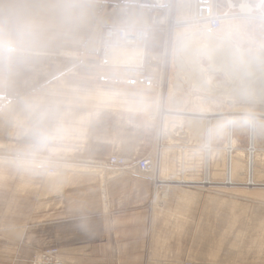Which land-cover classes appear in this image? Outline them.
Returning <instances> with one entry per match:
<instances>
[{"label": "rangeland", "instance_id": "rangeland-1", "mask_svg": "<svg viewBox=\"0 0 264 264\" xmlns=\"http://www.w3.org/2000/svg\"><path fill=\"white\" fill-rule=\"evenodd\" d=\"M155 14L157 13H155L153 8L152 19ZM175 18L177 19V15ZM157 20L158 22L152 21L162 26L160 50H156L157 54L155 56H149L146 60L143 59V63L145 62L150 66L148 74L137 72L140 74L139 82L146 86L143 89L138 88L142 84L135 86L137 93L145 94L143 99L138 103L136 102V104L123 105L118 103L115 100L116 96L110 92L113 89V82L96 80V76L94 80L91 78L89 82L85 83H80L75 78H71L78 75L75 71L76 62H68V66L65 64L63 68L53 74V76L58 77L41 84L34 83L38 69L33 67H27L24 70L15 69L10 72L12 75H24L26 82L24 83V92L17 94L16 84L12 83L10 94L14 95L8 98L0 97V264H31V260L35 255L48 249H53L59 256L61 255L56 247L46 246L36 251L34 250L37 245L43 246L41 243V232L44 231L46 235L48 234V225L40 227L39 224H36L37 221H41L40 219L45 220L50 212L51 204L49 205V202L51 195L48 188L55 187L58 183V186L62 188L69 186L59 182V180L54 183L55 180L50 173L54 170V175L61 171L86 170L85 168L81 169L79 165L66 163L65 156L78 154L79 152L87 153L89 151L90 148L88 149V146L90 145L87 146L84 141L87 140L88 126H90H87V124L91 123L92 120L94 123L108 122L109 116L101 114L104 109L124 108L135 112H147L149 111L148 105L154 106L156 113L153 117L152 147L143 156H156L157 151L161 148L159 133L164 127L166 109L233 111L242 108L264 113V98L260 97L255 88L258 75H254L252 71L248 73V68L245 65V67L242 65L240 68L237 64H234V72L238 74L234 75L235 77L232 76L235 80L231 81L227 75L222 74L223 71L218 69L210 70L209 67L212 66V62L205 54H200L198 57L201 71L199 70L198 72L187 62L183 63L180 68L176 52V38L180 33H175V25H172L169 21L166 27L165 17L162 15ZM234 23H238V25L234 26ZM189 27L186 29L187 31L191 30ZM213 34L217 38H229L232 44L247 50V52L252 49L259 51L264 48L263 22L255 20L225 22L219 32L216 31ZM146 37L147 30L144 44ZM93 42L94 51L90 54V58H93L91 62L103 63L101 49L104 41L97 36ZM110 44H114V42ZM202 69L210 71L203 74ZM90 70L98 72V75L108 76L107 74H110L108 68L96 69L92 67ZM192 74L195 77L198 76V78H202L201 76L204 75L203 78L209 84L208 89L200 91L201 88L195 84V81L198 80L193 81L195 77ZM144 76H147L148 79L145 80ZM233 83L235 87L232 85ZM217 87H219V90L220 87L226 88L227 94L220 95L221 93L213 91ZM231 87V90L233 88L237 89L233 94L230 93ZM254 95L255 97H253ZM257 95L259 96L256 97ZM143 118L144 116L142 115ZM173 119V117L167 116L165 127H169L168 131L177 127L175 126L176 124L181 125L177 122L174 123ZM186 120L185 118L180 119V122L183 124ZM82 123L86 124L84 125L86 128L82 129ZM171 123L174 125L171 126ZM262 123H264V120ZM182 127L184 128L183 125ZM200 135H204V129H201ZM211 136L212 146L218 148L213 152V162L211 163V167L214 170L212 176L218 182L222 177L221 171L223 168L221 164L222 151L219 148L222 147L225 138L224 133H211ZM235 137L237 147H247V131L239 133L235 131ZM180 139L183 141H181V145L187 143L186 145L190 148L194 146L195 142L193 143L192 140L188 141L187 137ZM166 143L167 147L178 145L175 140L173 142L166 141ZM257 146L263 148L264 144L258 143ZM93 147L94 151L92 152L102 151L103 149H105L103 151H106L107 149L104 146L93 145ZM168 149H170L168 150L170 152H165L167 156L165 155L164 157H168L169 160L165 159L164 165L169 166L171 171H178L175 159L177 162L179 161L177 151L180 148L177 150ZM113 153H110L109 156H120L117 152ZM192 153L193 151L188 150L185 157L188 168H185L184 171L189 174L186 177L188 180L193 179V174L191 173H200L203 170L204 157L192 155ZM109 156H107L106 160ZM197 157L198 159L195 160ZM243 158L242 164L244 165ZM138 159L135 160V163ZM104 160L100 162H104ZM263 161L264 158L257 162L260 174L258 172L256 178L261 182H264ZM173 162L174 169H172ZM189 162L190 164H188ZM79 164L86 165L85 163ZM199 165L201 166L199 167ZM255 187L261 188L249 190L240 187L233 189L217 188L216 190L208 191L191 187H170V193L185 191L191 196V198L185 200L177 196L176 200L179 202L192 200L193 195L190 192L196 193L198 191V194L200 192L208 196L206 199L208 204L202 205L195 214V226L179 228V231H185V233L177 234L179 246L184 241L193 243L195 238L201 242L198 239V234L205 244L210 243L212 250L217 251V258L213 259L214 263L252 264L254 262H264V186L257 185ZM153 196L155 198L154 189ZM52 197L55 199L56 196L53 195ZM166 198L167 196L163 200ZM170 198L168 197V200ZM209 198L212 200L211 202ZM35 213H37V217L34 215ZM174 213L175 216L177 215L183 220L188 219V217L194 219V215L188 210L179 211L173 209L171 214ZM174 236V234H167L165 238L170 242L174 240ZM248 257L250 258L247 259ZM191 259H195V256L190 255L188 260L179 262L171 258L169 262L170 264H190L188 261ZM60 260L62 264H118L117 260L114 259L65 258ZM210 260H212V257Z\"/></svg>", "mask_w": 264, "mask_h": 264}, {"label": "crops", "instance_id": "crops-1", "mask_svg": "<svg viewBox=\"0 0 264 264\" xmlns=\"http://www.w3.org/2000/svg\"><path fill=\"white\" fill-rule=\"evenodd\" d=\"M152 10L141 0H0V97L14 95L10 94L12 83L16 84L17 94L24 92L26 77L10 74L15 69H38L34 83L41 84L58 77L53 74L65 64L68 66V62H76L78 75L71 78L85 83L96 76V80L113 82L110 92L118 103H138L145 94L136 92L135 86L143 85L137 72L148 74L150 66L145 62L142 66L91 62V42L95 34L102 37L106 26L142 27L147 30L144 60L155 56L160 50L162 26L153 23ZM92 67L108 68L110 74L98 75L90 70ZM134 73L137 74L131 75ZM142 85L138 88H145ZM148 106L147 112L104 109L101 114L109 116L108 122L92 120L87 124L90 126L84 141L90 145L89 151L69 154L65 162L96 167L51 176L69 186L62 188L58 183L48 188L50 212L45 220L36 222L40 227L48 225V234L41 232L43 246H35V251L56 247L61 259H114L118 264H170L171 258L179 262L194 255L190 264H217L213 260L217 251L212 250L210 243L205 244L200 235L197 234L201 242L195 238L193 243H178V235L185 233L179 228L195 226V214L208 204V196L190 192L192 200L179 202L178 192H169L171 198L168 200L167 196L157 204L152 182L136 169L135 160L152 147L156 110L153 105ZM84 125L82 129L86 128ZM93 145L107 149L92 152ZM113 152L127 158L128 163L120 168L107 167L104 162ZM173 209L188 210L194 219H180L171 214ZM34 215L37 217V213ZM167 234H174V240L169 242Z\"/></svg>", "mask_w": 264, "mask_h": 264}, {"label": "bare ground", "instance_id": "bare-ground-1", "mask_svg": "<svg viewBox=\"0 0 264 264\" xmlns=\"http://www.w3.org/2000/svg\"><path fill=\"white\" fill-rule=\"evenodd\" d=\"M141 1L145 2L146 6L155 9V13L157 14L153 16L152 20L154 22H158L157 20L158 17L162 15L163 17H165L166 27L168 23L171 22L172 25H175L174 26L175 33L177 34L180 33L177 35L178 37L176 38L177 41L176 52L178 55L177 62L180 68L183 66V63L187 62L188 64L193 66V68L196 69L198 72L199 70L201 71L198 57L200 54H205L208 56L210 62H212V66L209 67L211 71H214V69L221 70L223 71L222 74L227 75L231 79V81H234L235 78H233L232 76L238 74L234 72V64H237L239 67L245 65L248 68L247 69L248 73H250L249 71H252L254 72V75H258L257 77L258 80L255 83V88L256 91H258V93L260 94V97L264 98V48H261L259 51H257V49L256 50L252 49L249 52H247V50L241 49L235 44H232L229 38H217L213 34L216 31L219 32V29L225 22L226 23L233 22L235 20H251V21L255 20L264 23V0H218L217 7H216V0H141ZM224 10L227 11L231 10L232 12L234 13L236 12V13L235 14L229 13L227 18L220 21V24L217 28H213V25H211V21L215 19L214 17H211L209 20H203L207 17V13L216 14L217 12L218 14H220ZM176 15H177V19L175 18ZM161 23H163V21H161ZM233 25L237 26L238 23H234ZM188 27L191 29L190 31L186 30ZM107 30L110 31L125 30L127 33L133 32L135 30H141L144 33V38L141 42L126 43L124 41L125 37H123V39L119 38L118 36L107 37L106 36ZM110 31L108 33H110ZM145 36H146V30L143 29L142 27L133 28L131 26H125V25L106 26L102 31V37H100L104 41V45L102 49L100 48L101 59L103 60V63H105L108 66L112 64H127L134 66L136 65L142 66L143 59L145 56L144 43H143L145 40ZM96 37L97 35L95 34L93 40H95ZM93 40L91 42L92 47L94 44ZM112 42H114V44H110ZM115 43H117L118 45ZM66 54L67 56L74 57L73 53L71 52H65V55ZM210 70L202 69L203 74H206ZM193 75L194 74H192V76ZM203 76L204 75L201 76L202 78H198V76L196 77L193 76L195 77L193 81H195L196 79L198 80L195 81V84L199 88H201L200 91H202V89L203 90L208 89V85H209L208 82L205 80V78H203ZM144 79L146 80L148 79V77L144 76ZM232 85L234 86V83ZM231 89L232 87L230 88V93L232 94L234 91H237V89L235 88H233V90ZM213 91H215L216 93H221L220 95L227 94L226 88L224 87H220V90L219 87H217ZM255 95L253 97H255ZM258 96L259 95H257L256 97ZM165 111L166 112L164 113L165 114L164 116L166 117H164L165 119L164 127H162L161 132L159 133L161 148L157 151L156 156H143L139 158L138 161L135 163L136 169L139 172H141L143 175H145V177L148 180L153 182L154 193H155L154 201L157 204H159L163 200V198L169 196L170 187H178V188L191 187V188H198L200 190L203 189V190L211 191V190H216L217 188L233 189L235 187H240L249 190L253 188H261V187H255L257 185L264 186V182H261L256 178L257 173L259 172L257 167V162L260 159L264 158L263 156L264 147L261 148L257 146L258 143L264 144V123H262V121L264 120V113L253 112V111H249L248 109H242V108L233 111H213L212 109L210 110H203V109L202 110L201 109L167 110L166 109ZM167 116L173 117L174 123L177 122L181 124V125L176 124L175 126L177 127H174L172 129L173 132L172 130H169L172 133L168 131L169 127L168 128L165 127ZM184 118L185 120L186 119L187 120L182 124V122H180V119H184ZM79 120L83 121L82 119ZM171 124H172L171 126L174 125L173 123ZM182 125L184 126V128L182 127ZM201 129L202 130L204 129V135L202 136L200 135ZM235 131L237 133L247 131L248 140H247L246 148L237 147ZM211 133L212 134L224 133V138H225L222 147L219 148L222 151L221 164L223 165V168L221 167L222 177L221 179H219L218 182L217 179L212 176L214 173L213 172L214 170L211 167V163L213 162L212 156L214 150L218 148L212 146L211 144V137H212ZM183 137L184 138L187 137L188 141L192 140L193 143L195 142L197 144L194 143V146H192V148L187 146L186 145L187 143L185 145H181L183 141L180 138ZM173 140H175V142L178 143V145L176 146L173 145L172 147H167V145H165L166 141L173 142ZM168 148L176 149V150L180 148L177 151L179 161L177 162V160L175 159V164L178 166V171H174V170L171 171L169 166H167L166 164L164 165L165 159L169 160L168 157H164L165 155L167 156L166 153L170 152L168 151L170 150ZM188 150L193 151L192 155L195 154L204 157L202 164L203 170L200 171V173L197 172L191 173L193 174L192 175L193 179H189V180L186 178L187 176H189V174L184 171L185 168H188V166H186L187 159L185 158ZM242 157H244L243 158L244 165L242 164ZM196 159H198V157L195 158V160ZM127 163L128 161L124 157L111 155L104 164L109 168H120L126 165ZM147 164L148 167L143 169L142 167L146 166ZM188 164H190V162ZM74 165H79L81 169L84 168L88 169L91 166L89 164L86 165L74 164ZM54 166L56 168L55 164ZM200 166L201 165H199V167ZM91 167H96V166L92 165ZM172 169H174V162ZM50 174H52L51 176L55 177L54 175L55 170L52 171V173ZM54 180H55V182L53 181L54 183L58 181V179H54ZM178 194H179L178 197L181 198L182 200L191 198V196L185 191H182ZM170 197L171 196H169V198ZM209 200L210 202L212 201L210 198ZM46 252H52L53 257L57 260L58 264H62V261L60 260L61 258L59 257L58 253H56L53 249H48L35 255L31 260V264H55L51 260L44 258L42 256V254H45Z\"/></svg>", "mask_w": 264, "mask_h": 264}, {"label": "built area", "instance_id": "built-area-1", "mask_svg": "<svg viewBox=\"0 0 264 264\" xmlns=\"http://www.w3.org/2000/svg\"><path fill=\"white\" fill-rule=\"evenodd\" d=\"M217 1L216 0V7H217ZM229 13H234L231 10L227 11L224 10L222 13L218 14L216 12V14H208L207 13V17L203 20H209L211 17H214L215 19L213 21H211V25H213V28H217L220 24L221 20H224L225 18H227V16L229 15ZM236 13V12H235ZM234 13V14H235ZM110 30H107L106 32V36L107 37H112V36H118L119 38L123 39V37H125V42L126 43H135V42H141L144 38V33L141 30H135L133 32H126L125 30H119V31H110V33H108ZM148 167V164L144 167H142L143 169ZM42 256L44 258H47L49 260H51L53 263L58 264L57 260L53 257L52 252H46L45 254H42Z\"/></svg>", "mask_w": 264, "mask_h": 264}]
</instances>
